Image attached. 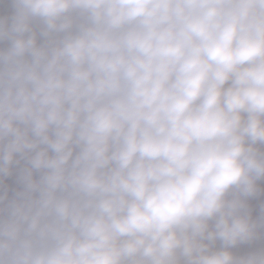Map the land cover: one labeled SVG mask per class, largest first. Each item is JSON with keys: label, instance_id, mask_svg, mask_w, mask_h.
Masks as SVG:
<instances>
[{"label": "clouds", "instance_id": "clouds-1", "mask_svg": "<svg viewBox=\"0 0 264 264\" xmlns=\"http://www.w3.org/2000/svg\"><path fill=\"white\" fill-rule=\"evenodd\" d=\"M0 264H264V0H0Z\"/></svg>", "mask_w": 264, "mask_h": 264}]
</instances>
